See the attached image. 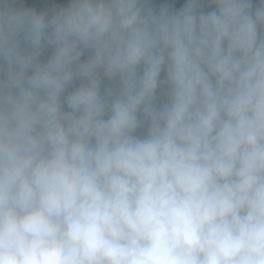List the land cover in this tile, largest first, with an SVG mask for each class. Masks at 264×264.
I'll return each mask as SVG.
<instances>
[{
	"label": "clouds",
	"instance_id": "obj_1",
	"mask_svg": "<svg viewBox=\"0 0 264 264\" xmlns=\"http://www.w3.org/2000/svg\"><path fill=\"white\" fill-rule=\"evenodd\" d=\"M0 264H264V0H0Z\"/></svg>",
	"mask_w": 264,
	"mask_h": 264
},
{
	"label": "trees",
	"instance_id": "obj_2",
	"mask_svg": "<svg viewBox=\"0 0 264 264\" xmlns=\"http://www.w3.org/2000/svg\"><path fill=\"white\" fill-rule=\"evenodd\" d=\"M24 0H18V3H23ZM29 3H42V2H46V0H28ZM154 3L159 5V4H162V3H172L174 4V6L176 8H179L183 3H184V0H154ZM205 10H208V9H205ZM47 54H50V50Z\"/></svg>",
	"mask_w": 264,
	"mask_h": 264
}]
</instances>
